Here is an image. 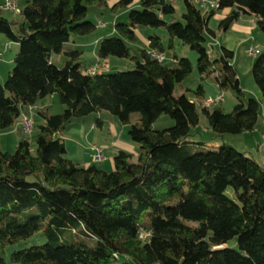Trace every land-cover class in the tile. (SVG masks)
<instances>
[{
	"label": "trees",
	"instance_id": "obj_1",
	"mask_svg": "<svg viewBox=\"0 0 264 264\" xmlns=\"http://www.w3.org/2000/svg\"><path fill=\"white\" fill-rule=\"evenodd\" d=\"M24 1L21 20L0 15V35L19 44L0 84V131L50 94L64 109H36L41 122L34 150L23 135L14 152L0 150V264H6L8 246L33 236L45 241L13 250V264H264V164L225 141L226 135L255 129L261 101L245 98L231 63L234 52L221 45L215 56L207 47L217 10H226L220 31L249 15L264 32V0H217L209 9L183 0L181 20L170 0H117L112 9H129L127 22H115L117 35L102 36L94 52L98 59H130L135 67L94 73L79 61L76 37L69 42L93 33L96 24L87 14L92 5L107 7V0ZM136 1L140 8H130ZM138 26L163 28L166 42L148 35V47L131 54ZM176 41L196 52L200 75H213L220 91L235 95L230 112L200 105L220 139L216 149L194 138L196 103L185 93L174 94L175 84L192 71L191 60L173 52L174 65L168 66L151 54L165 57ZM60 53L62 67L51 60ZM251 73L264 100V52L256 55ZM195 93L203 96L201 85ZM102 110L128 125L138 145L135 161L117 150L110 171L69 159L59 136L74 118ZM133 113L139 117L131 122ZM163 113L173 124L152 129Z\"/></svg>",
	"mask_w": 264,
	"mask_h": 264
},
{
	"label": "rangeland",
	"instance_id": "obj_2",
	"mask_svg": "<svg viewBox=\"0 0 264 264\" xmlns=\"http://www.w3.org/2000/svg\"><path fill=\"white\" fill-rule=\"evenodd\" d=\"M15 2L19 9L23 8L24 0H12ZM0 2H2L0 0ZM171 3L175 7V16L178 20H181V14L185 11L183 0H172ZM113 4L105 8H98L95 5L90 7L87 14V19L93 21L96 24V28L90 35L87 36H72L70 45H73V37H76L77 45L82 48V54L79 57V61L84 67L89 65L96 66L99 72H117L130 70L135 67L132 60L127 58H119L116 56H109L105 59H98L95 55V49L98 40L102 36L117 35L114 30L115 22H127V11L126 8L112 9ZM130 8H140L139 2L136 1L131 5ZM220 11V12H219ZM209 21V27L215 29V31L220 32L217 29L218 20L226 12V10H219ZM1 16L6 17L9 20L17 19L21 20V15L11 11H1ZM247 19V18H246ZM254 29L250 34L249 43L252 42L251 47H245L244 45H239L234 48V56L231 63L237 71L241 87L245 93V98L252 95V89L260 90L253 80L251 73V68L256 55L259 52H264V32L259 30L256 24L251 26ZM222 34V32H220ZM136 40L130 44L131 54L136 55L140 49L147 48V36L151 34H157L161 37L163 42H166L167 33L163 28H151L138 26L135 29ZM207 47L210 50V45L208 42H215L214 38L211 36L207 37ZM9 44V45H8ZM19 44L15 42H8L2 35H0V84H4L7 79L8 73L12 70L14 66V55L18 49ZM219 47V44L217 45ZM252 49V52H248L247 49ZM176 53L179 57H187L191 60L193 67L190 74L180 83H176L174 86V94L179 95L185 93L188 98L193 100L197 105V111L199 113V123L193 129L194 138L196 140L204 141V145L208 149H216L220 145V139L214 137L213 130L208 126L207 120L201 112L202 102L211 101L209 109L220 106L224 112H230L236 103V98L234 93L230 90L220 91L214 82L213 75H200L197 67L196 60L197 54L195 51L191 50L188 46L176 41L174 50L165 51V59L162 61L163 64L168 66H173L172 53ZM212 54V53H211ZM214 54V53H213ZM51 60L58 67H62L64 64L65 57L62 53L53 54ZM201 85L204 94L202 97H198L195 93L198 86ZM219 96L221 99H219ZM215 101V103L213 102ZM38 106H47L49 112L59 113L64 109V106L59 102L56 94H50L37 103ZM201 105V106H200ZM38 107L33 106V111L27 113L28 117L32 120L33 126L30 132L22 133L18 132L17 128L14 126L0 131V150L5 152H14L17 146L18 139L20 136H25L30 141L31 149H35L34 137L37 132V125L41 122L40 118L36 114V109ZM264 101L260 103V113L256 122L255 129L251 132H246L243 136L237 135H226L225 141L235 144L234 146L246 148L253 153L254 158H256L261 164H263L261 154H264ZM139 117L138 113H133L131 115V122H134ZM97 118L101 120V124H97ZM173 124V120L165 113L161 114L151 125L152 129L159 130L167 128ZM18 127V126H17ZM128 125H123L119 120L112 115L110 112L102 110L98 113H92L83 118H74L69 122L66 127L61 131L62 135L66 137L69 141L66 144L69 150V156L73 161L77 162L79 165L82 161L89 162L88 152L91 151L92 143L96 144L94 146L103 149V153L106 158L113 161V156L117 152L116 146L111 144L112 140H129L128 136ZM130 143V142H127ZM131 144V143H130ZM260 146V152L257 153L256 146ZM92 158V157H91ZM135 157L132 160L135 161ZM103 161V160H102ZM97 165L102 167L103 163L98 161ZM45 241L44 238L37 236L31 237L26 242H19L18 244L8 246L6 248V264H13L9 259V255L13 250L30 246L31 244H41ZM93 245V242H87Z\"/></svg>",
	"mask_w": 264,
	"mask_h": 264
},
{
	"label": "crops",
	"instance_id": "obj_3",
	"mask_svg": "<svg viewBox=\"0 0 264 264\" xmlns=\"http://www.w3.org/2000/svg\"><path fill=\"white\" fill-rule=\"evenodd\" d=\"M116 1L117 0H107V5L110 6L111 4H114ZM253 24H255V17L254 16H249V15H244V16H241L238 19L237 22L233 23L228 30H226V31H220V32H222V34L220 32H217L216 31L214 37H212V38H214L215 42L214 43L213 42H208V44L210 45V52L212 54L214 53V55L216 56L217 55V52L219 51V49L221 47V45H224L226 48H228V49H230L232 51H234V48L237 47V46H239V45H244L245 47H251V46H253L252 45V42L249 43L250 42L249 41L250 34L254 30V29H251V26ZM218 44H219V47L217 46ZM172 61L174 62V60H172ZM89 66H92V65H89ZM252 95L255 98L259 99L261 102L264 101L262 99L261 92L259 94L258 89H254L253 88L252 89ZM36 107H44V105L43 106H38L36 104ZM15 127L18 128L17 125H14V128ZM243 134L244 133L239 134V136H243ZM59 136L62 139H64L65 146H66V144H67V142L69 140L62 135V132L59 133ZM127 142H130L131 144L130 143H127ZM111 144H113L114 146H116V150H124V151H126L128 153H131L132 154V157H135V155H137V147H138V145H137V143H135V142H133L131 140L130 141L129 140L122 141L120 139L119 140H112L111 141ZM91 145L94 146L96 144L92 143ZM233 145H235V144H233ZM240 145L241 144H238V146H236V147H238L239 149L247 150L248 153L253 156V153L250 150H248L246 148H242V147H240ZM263 146H264V144L262 145V147ZM256 149H257L256 150L257 153L260 152V146L259 145L256 146ZM66 150H67V157L69 159H71V157L69 156V150L67 149V147H66ZM88 153H89L88 154L89 162H85V160H83L82 161V164H80L81 166H87V165H89V164H91V163L94 162L92 160V158H91L92 151H89ZM261 158H262V161H263V164H264V154H261ZM71 160L73 161V159H71ZM100 162L103 163L102 168L104 170H106V171H110V170H112L114 168L113 161H111L108 158H106L105 155H104L103 161L101 160ZM229 245H233V242L229 243Z\"/></svg>",
	"mask_w": 264,
	"mask_h": 264
},
{
	"label": "built area",
	"instance_id": "obj_4",
	"mask_svg": "<svg viewBox=\"0 0 264 264\" xmlns=\"http://www.w3.org/2000/svg\"><path fill=\"white\" fill-rule=\"evenodd\" d=\"M172 1V0H170ZM201 9H209V8H214L217 6V0H193ZM0 10L2 11H11L14 13H19L20 9L17 7V5L15 4V2H13L12 0H4L1 4H0ZM248 52H252V49L248 48L247 49ZM152 56L154 58H156L159 61H163L165 59L163 54H158L155 53L154 51H152ZM97 70L96 66H88L87 67V72L88 73H94ZM219 99H221V97L219 96ZM215 103V101H213ZM203 106H207L209 107L211 105V101H204L202 102ZM33 111V107L32 106H28L27 107V112L31 113ZM17 125H19L22 128V131L24 133L30 132L31 128L33 126V122L32 120L28 117L26 112H23L20 114L17 122ZM91 157L92 160L94 162H98L104 159V154H103V149L101 147H97V146H92L91 147Z\"/></svg>",
	"mask_w": 264,
	"mask_h": 264
},
{
	"label": "bare ground",
	"instance_id": "obj_5",
	"mask_svg": "<svg viewBox=\"0 0 264 264\" xmlns=\"http://www.w3.org/2000/svg\"><path fill=\"white\" fill-rule=\"evenodd\" d=\"M1 1H3V0H1ZM217 9V8H216ZM217 12H218V10H217ZM220 12V11H219ZM16 125V124H15Z\"/></svg>",
	"mask_w": 264,
	"mask_h": 264
}]
</instances>
